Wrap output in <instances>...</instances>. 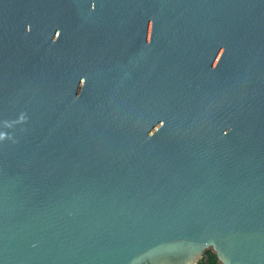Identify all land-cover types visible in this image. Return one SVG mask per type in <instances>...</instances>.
<instances>
[{
	"label": "water",
	"instance_id": "water-1",
	"mask_svg": "<svg viewBox=\"0 0 264 264\" xmlns=\"http://www.w3.org/2000/svg\"><path fill=\"white\" fill-rule=\"evenodd\" d=\"M264 264V0H0V264Z\"/></svg>",
	"mask_w": 264,
	"mask_h": 264
},
{
	"label": "trees",
	"instance_id": "trees-1",
	"mask_svg": "<svg viewBox=\"0 0 264 264\" xmlns=\"http://www.w3.org/2000/svg\"><path fill=\"white\" fill-rule=\"evenodd\" d=\"M199 264H220L217 254L211 249L207 251L205 257L199 262Z\"/></svg>",
	"mask_w": 264,
	"mask_h": 264
}]
</instances>
